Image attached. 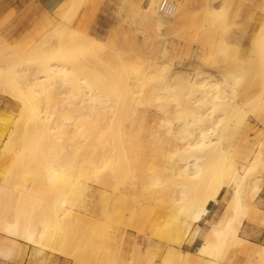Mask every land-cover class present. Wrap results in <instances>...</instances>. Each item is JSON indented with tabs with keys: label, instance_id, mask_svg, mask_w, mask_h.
<instances>
[{
	"label": "rangeland",
	"instance_id": "374dc122",
	"mask_svg": "<svg viewBox=\"0 0 264 264\" xmlns=\"http://www.w3.org/2000/svg\"><path fill=\"white\" fill-rule=\"evenodd\" d=\"M84 1L80 0L77 3L78 6L75 5V7L77 6L76 11H74L75 7L69 10L70 14L73 13L70 18L72 23L79 21L89 35L103 43H106L109 38L114 39V46L100 51L97 58L87 57L90 63H96L94 65L102 73L96 74L104 79L109 74H119L122 65L131 67L134 61L144 66L149 57L152 58L151 62L161 63L167 68L170 66L172 68L177 64L180 67L185 66V68L191 69L197 65L196 62L202 61L203 56L209 51L210 43L222 42L226 44L224 56H219L218 62L197 65L200 68L214 69L222 63H232L231 59L237 56L240 67V78L236 84L239 94L231 107L222 104L223 102L219 100L215 103L212 101L200 103V108L205 107L206 112L213 115L214 118L216 117L215 126H218L220 138V143H216L219 149L213 153L209 152L205 159H208V163L219 164L223 156H229L231 160L238 162L240 147L234 142V138L239 137L247 123L252 124L258 131L257 134L250 131V136H254L255 141L262 142L264 140V122L259 123L253 117L256 115L253 109L256 98L258 95H264V0H240L237 5L236 0H193L191 9L194 12V23L192 27H183L169 33L168 35H173L176 39L171 43L172 47L166 49H160L156 40L150 48L134 49L127 48L126 44H122V35H124L122 31H134L135 22L139 18L137 8L145 0H128L130 4H133V7L127 10L120 9L123 0ZM218 4L220 8H224L226 13L222 17L213 18L208 12ZM60 6L61 3L49 13L45 12L37 17L33 13L35 10L18 19H14L13 16H4L0 20V35L8 42L23 37L27 44L36 43L39 38H45L46 42L43 43V46L53 47L56 43V36L50 34L57 23L56 12ZM125 14L135 16L136 20L133 19V23H135L132 24L133 26L128 25L124 20L127 19ZM237 30L243 31L240 37L241 45L238 48L233 44ZM116 32L118 33L116 34ZM134 33H129L127 36L130 37V34L132 36ZM253 39L257 40L260 46H253ZM145 80V73L143 76L140 75L132 79L130 90L145 86ZM69 84L63 83L62 85L68 86ZM29 92V90L26 92L27 101L23 103H17L7 95L0 94V187L4 186L7 189L0 194V212L9 217L16 216L21 221L34 222L42 216L60 219L61 211L55 210L49 205L55 184L48 179L50 174L46 171L48 164L52 163L51 158L60 156L62 161H57V164H60L61 168L67 169L66 172H82H79L81 179L83 178L89 187L85 201L95 206V210L82 207L75 209V212L98 217L100 222L96 227L101 234H89L91 227L83 222L67 226L61 224L62 227L58 233H54L53 238L55 241H63L65 244L63 255L75 261L76 256L80 253L85 264L94 262L110 264L109 253L118 245L115 234L123 232L124 238L120 244L123 249V257L118 264H126L127 258L129 264H138L145 256H148L151 261L157 262L170 246L167 242L168 238L162 234L154 235L151 240V253L141 255L139 249L147 241L134 235L131 227L117 224L116 217H126L129 215L128 206H131L133 202L146 200L150 197L165 206L169 190L175 183L181 184L183 191L186 187L184 195L189 198L193 195L195 187L212 186L228 180L226 185L220 189L217 202L208 204L210 210L208 214L198 222H193L188 229V235L184 241H192L195 235L199 237L194 241L193 248L188 250L195 251L194 247L200 244L203 231L207 230L222 213L234 182L222 174L221 170H213V166L206 169L204 176L203 169L198 173L200 176L196 175L187 179L169 176L168 168L177 159V152L171 150V140L167 139H173L174 133L178 135L175 125L180 114L176 108L182 98H176V95L168 92L165 97L153 98L151 103L134 100L135 109L126 107L122 103L124 107L118 109L113 116L111 134H107L103 130H99L101 120L99 121L96 113L101 112L102 116L104 113L102 105L106 104L102 103L100 99L86 100L84 105H71L66 111L44 118L38 106L42 104V100L30 95ZM49 95L53 103L52 107H56L58 101L66 96L63 92L55 96ZM189 101L196 103L193 99ZM159 108L165 110V114L171 119L174 132L163 133L161 130L164 129V126L158 127V123H156L155 133L161 135L160 141H156L153 145L150 143V139L155 138L156 135L150 134L151 132L146 129H142L138 135L135 137L132 135L128 139L122 126L128 125L131 122L130 118L135 124L142 114H146V118H150L148 122L154 125V118L159 116ZM42 119L45 120L41 121ZM68 125L72 129V133H75L71 141L79 144L83 140L88 144L90 152L95 156L92 164L82 161L63 162V158L73 147L65 145L70 141V138L65 139V136L69 134ZM7 137H10L12 142L9 150L1 147L2 141ZM107 137L116 140L115 147L111 151L103 148L106 146V143H103ZM12 150H16L24 159L15 164L8 163L6 159L13 153ZM134 156L138 158L134 159ZM258 167L253 171L255 177L264 171V167ZM150 173L159 177L157 183L152 186H148L146 181L147 174ZM250 185L251 181L247 186ZM101 187L105 188L108 198L97 201L98 196L95 190ZM189 187L192 190L189 191ZM121 190L124 191V194L120 192ZM4 193L5 195H3ZM118 193L123 195L122 200L117 199ZM263 194L264 180L258 195L254 198L258 200L257 204L261 208H264ZM117 203H120V207H117ZM176 212L178 211L176 210ZM179 216L178 223L180 224L181 219L186 217L181 212ZM158 217L160 219L167 216L164 213H159ZM239 234L250 241L264 245V223L245 220ZM2 235L3 231L0 230V238ZM126 237L130 238L131 243L126 242ZM184 241L183 243H185ZM23 244L22 246H24ZM28 245L30 244H27L26 249L20 245L18 254L6 259L7 264H23ZM179 248L187 250L183 244ZM221 249L225 251L219 264H228V261L230 264L243 263L245 255L239 253L236 245L229 242L224 243ZM23 250L25 252H22Z\"/></svg>",
	"mask_w": 264,
	"mask_h": 264
},
{
	"label": "bare ground",
	"instance_id": "6f19581e",
	"mask_svg": "<svg viewBox=\"0 0 264 264\" xmlns=\"http://www.w3.org/2000/svg\"><path fill=\"white\" fill-rule=\"evenodd\" d=\"M79 1L63 0L61 2V6L56 12L57 23L50 34L56 36V43L53 47L43 46V43L46 42L45 38H39L38 42L27 44L23 37L8 42L0 35V94L7 95L17 103H23L27 101L26 92L29 90L30 95L42 100V104L38 106L44 118L66 111L71 105H84L86 100L100 99L102 103L106 104L102 105L104 106L102 116L101 112L96 113L99 121L101 120L99 130H103L107 134H111L115 112L124 106L135 109L134 100L151 103L153 98L165 97L168 92L176 95V98H182L176 108L180 114L175 125L178 135L174 133L173 139H167L171 140V150L177 152V159L168 168L169 176L187 179L198 175L202 169L204 176L206 169L211 166H213V170H221L222 174L234 182L222 213L207 230L203 231L201 242L194 247L195 251L193 252L179 247L187 237L190 225L208 214L210 211L208 204L217 202L218 193L228 180L212 186L195 187L193 195L189 198L184 195L186 187L183 191L182 185L175 183L169 190L165 206L153 197L133 202L131 206H128L129 215L126 217L117 216L116 223L131 227L134 235L147 241L139 249L141 255L151 253V240L154 235L166 236L170 246L158 264H219L225 251L221 249V246L228 242L236 245L240 254H246L243 264H264V245L250 241L239 234L245 220L264 223V208L259 207L258 200L254 199L261 189L264 171H261L256 177L255 174L253 175V171L257 170L258 166L264 167V140L262 142L255 141L254 136H250V131H253L254 134H257L258 131L252 124L247 123L239 137L234 138V142L240 147L238 162L231 160L229 156H223L219 164L208 163V159H205L209 152L213 153L219 149L216 143H220V138L218 126H215L216 117L214 118L213 115L206 112L205 107L200 108V103L208 101L215 103L219 100L223 102L222 104L231 107L236 102V97L239 94L236 84L240 78L238 57H233L232 63L226 64L225 62L217 65L214 69L198 67V64L206 65L209 62H218L219 56H224L226 44L212 42L209 44V51L203 56L200 63L196 62L197 65L194 68L187 69L185 66L180 67L177 64L172 68L171 66L167 68L161 63L151 62L152 58L149 57L144 66L134 61L131 67L122 65L119 74H109L104 79L96 74H102L100 69L98 70V67L94 65L96 63H90L87 57L97 58L105 48L114 46V39L109 38L106 43H103L96 37L73 26L72 19L70 20L73 13L70 14L69 10L73 9ZM192 1L145 0L137 8L138 21L135 16L125 14L127 19H123L128 25L136 24L133 28L135 33L133 30V32L127 31L134 33L132 36L130 34L129 37L127 36L129 33L122 31L124 34H121L123 36H121L122 44H126L127 48L134 49L150 48L156 40L160 49L172 47L171 43L176 37L168 34L183 27H192L194 23ZM239 1H235L236 5ZM84 2L86 3V1ZM131 7H133L132 3L123 0L120 9L127 10ZM225 13L226 11L224 8H220L219 4L214 5L208 12L213 18L222 17ZM133 19L136 20V22L134 20L135 23H133ZM120 25L122 26L121 22ZM242 33V30H237L235 36L233 34V44L236 48L241 45ZM252 44L260 46L259 42L254 39ZM130 73L132 74L129 75ZM144 73L146 85L131 91L130 81L140 75L143 76ZM126 76L128 77L124 79ZM63 83L70 84L67 86L62 85ZM75 84L77 85L75 86ZM62 92L66 96L58 101L56 107H52L53 103L49 94L55 96ZM190 99L196 103L189 101ZM253 109L256 112V115L253 116L256 121L264 122V95H258ZM159 110V116L154 118V125L148 122L150 118H146V114L138 117L135 124L130 118L131 122L122 126L128 139L132 135L134 137L138 135L142 129H146L151 132L150 134L156 135L155 138L150 139V143L153 145L156 141H160L161 135L155 133L156 123H158V127L164 126V129L161 130L163 133L174 132L172 130L174 125L165 114V110H161V108ZM43 120L45 119L41 121ZM68 133L65 139L70 138V141L65 145L73 147L65 155L63 162L82 161L92 164L95 156L90 152L88 144L83 140L79 144L71 141L75 133H72L70 125H68ZM105 143L106 146L103 148L111 151L115 147L116 140L107 137L103 144ZM11 146L10 137L2 141L3 149L9 150ZM12 151L13 153L6 159L8 163L15 164L24 159L16 150ZM137 158L134 156V159ZM50 161L52 163L48 164L46 171L50 174L48 179L54 182L55 187L49 205L51 208L61 211L59 213L61 218L51 219L42 216L34 222L21 221L16 216L9 217L0 212V230L7 236L32 245L36 251L49 250L63 255L65 244L63 241H55L54 233H58L62 226L83 222L91 227L89 234L101 235L96 227L100 219L96 216L75 212V209L82 207L95 210V206L85 201L89 187L84 179H81L80 173L82 172H66L67 169L61 168L60 164H57V161H62L60 156H54ZM147 175L148 186L157 183L159 179L157 175L152 173ZM250 181L251 185L248 187L247 184ZM6 190V187H0V194ZM190 190L192 189L189 187ZM95 192L98 196L97 201L108 198L105 188H96ZM120 192L124 194L123 190ZM116 197L119 200L123 199V195L120 193ZM94 203L96 205V201ZM117 207H120V203H117ZM176 210L179 213H184L186 217L181 219L180 224L178 223L180 216ZM159 213H164L167 217L159 219ZM115 237L118 245L109 253L110 264H118L123 257V249L120 244L123 241L124 233L115 234ZM82 262L83 256L80 253L76 256L75 261H72L73 264ZM141 264H152L151 259L145 256Z\"/></svg>",
	"mask_w": 264,
	"mask_h": 264
},
{
	"label": "crops",
	"instance_id": "0c3cea01",
	"mask_svg": "<svg viewBox=\"0 0 264 264\" xmlns=\"http://www.w3.org/2000/svg\"><path fill=\"white\" fill-rule=\"evenodd\" d=\"M62 1L63 0H0V19L3 18L4 16H13L14 19H18L21 16L27 15L34 10H35V12H33L34 16L37 17L45 12L49 13ZM73 26L87 33V31L83 29V27L80 25L79 21L73 23ZM262 199H264V194L262 195ZM196 239H199V237L195 235L192 241L190 242L184 241L185 243H183V245L186 247L187 250H190L193 248L194 241ZM21 241L22 240L20 239L12 238L5 234L1 236L0 264H7L8 262L6 259H10L13 256L17 255L20 245L22 246V243H24L23 244L24 246H22V248L26 249L28 243ZM126 242L131 243L129 237H126ZM22 252H25V250H23ZM243 255H245L246 257V254ZM141 261H144V258H142ZM141 261L138 262V264H141ZM158 262L159 261L157 262L154 260L151 261L152 264H158ZM227 263L230 264L229 261ZM23 264H73V263L65 255H62L57 252H50L49 250L36 251L32 245H28L26 258ZM81 264H85V263L82 262ZM93 264H96V262H94ZM126 264H129L128 258Z\"/></svg>",
	"mask_w": 264,
	"mask_h": 264
}]
</instances>
